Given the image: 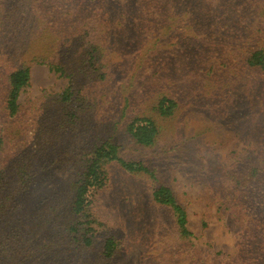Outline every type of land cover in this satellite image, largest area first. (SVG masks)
Listing matches in <instances>:
<instances>
[{
  "label": "rangeland",
  "instance_id": "rangeland-1",
  "mask_svg": "<svg viewBox=\"0 0 264 264\" xmlns=\"http://www.w3.org/2000/svg\"><path fill=\"white\" fill-rule=\"evenodd\" d=\"M96 3L99 55L79 26L89 0H0V264H264V75L244 66L247 48L264 49V0ZM68 63L80 75L63 115L69 79L48 64ZM24 64L30 86L9 119L6 79ZM159 96L177 104L169 119L154 111ZM135 116L156 122L152 147L126 133ZM104 141L154 178L111 163L76 210L83 156ZM158 186L185 207V240L152 203Z\"/></svg>",
  "mask_w": 264,
  "mask_h": 264
},
{
  "label": "trees",
  "instance_id": "trees-1",
  "mask_svg": "<svg viewBox=\"0 0 264 264\" xmlns=\"http://www.w3.org/2000/svg\"><path fill=\"white\" fill-rule=\"evenodd\" d=\"M89 3L91 8L93 9V12L89 11L90 16L87 18V21H85L86 24L83 21L79 26H81L84 30L88 26L87 29L91 31V36L86 37L85 39H90L89 47L92 48V51L94 53L98 52L99 55L101 51H107L105 48V43L103 42L104 38H102L101 36L103 30H105V23L99 13L100 9L97 8L98 4L96 3V0H89ZM93 36L94 38H92ZM99 39H101L102 41L101 44H99ZM261 41L263 40L261 39ZM98 50H100V52ZM246 51V58L244 59V66L246 70L250 73L258 72L264 75V49L251 47L247 48ZM48 65L51 71H53L54 73H58L61 76H65L69 79V85L66 90H64V92L62 93L59 102L63 106V108L61 107L60 111L64 115V113L66 114L68 109L72 108V104L76 101V97H72L75 93L74 90L78 89L76 79L78 78V75H80V68L76 66L74 67V65H70V63L66 65ZM75 69H77L76 72L74 71ZM30 80L31 69L27 64L20 66L16 71L8 74L6 79L7 88L4 96L3 110L7 114V117L9 119H14L19 113V96L30 86ZM82 99H85L83 94ZM82 107H77V109L82 110ZM176 109V102L164 96H159L154 106L155 113L161 119L171 118L174 115ZM71 115H76V113L74 114L73 112H71L70 116ZM125 131L130 136L133 143L142 148L152 147L158 137V126L156 122L147 117L135 116L126 125ZM88 154V157L83 156L85 158V161L81 185L75 189L74 206L76 207V210L82 209V204L85 201L87 194L92 188H95L99 185L101 187L103 185V182L105 181V169L111 163H116L122 170L129 174L141 173L143 175L148 176L150 179L154 178L153 171L149 170L142 164L126 162L121 159L118 156L117 146L110 143L109 141H104L94 145L90 148ZM29 168L30 167L28 165L22 164L17 169L18 175L22 177V181H26L25 179L23 180V177H25ZM44 170L46 171V169ZM45 171H42V173L45 174ZM41 177L42 175L33 174L32 180L28 182V185H34L36 182L41 180ZM238 183L239 185H242L241 181ZM151 201L156 207L163 208L168 211L171 216L173 226L175 227V231L181 240H185L186 238L190 237V233L186 229L187 215L185 212V207L177 201L170 188L165 186H158L157 188L152 189ZM262 213H264V208L262 209L261 207V214ZM247 234H252V220L247 226ZM112 249L113 243L111 241H107L104 246L105 254L107 256H112L114 253ZM253 254L254 253H252V255ZM217 257L219 258L218 261L221 263L234 264L232 259L227 260V258L223 255H218ZM251 258L252 257L245 258V263L249 262V264H256L257 260Z\"/></svg>",
  "mask_w": 264,
  "mask_h": 264
}]
</instances>
